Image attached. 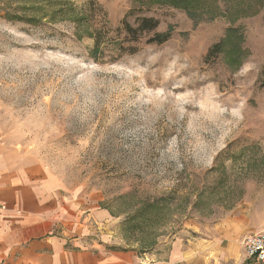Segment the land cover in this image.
<instances>
[{"label": "rangeland", "instance_id": "obj_1", "mask_svg": "<svg viewBox=\"0 0 264 264\" xmlns=\"http://www.w3.org/2000/svg\"><path fill=\"white\" fill-rule=\"evenodd\" d=\"M141 17L169 38L126 33ZM263 70L264 0H206L194 18L153 0H0V144L102 212L88 236L148 264L229 213L264 220Z\"/></svg>", "mask_w": 264, "mask_h": 264}, {"label": "crops", "instance_id": "obj_2", "mask_svg": "<svg viewBox=\"0 0 264 264\" xmlns=\"http://www.w3.org/2000/svg\"><path fill=\"white\" fill-rule=\"evenodd\" d=\"M61 189L56 178L15 161L14 153L0 144V264H147L134 251L110 249L108 235L88 236L93 213L100 219L102 212L82 215L77 200ZM263 227V219L229 213L203 227L196 241L176 240L164 259L151 258L148 264L251 261L242 253L240 240Z\"/></svg>", "mask_w": 264, "mask_h": 264}, {"label": "trees", "instance_id": "obj_3", "mask_svg": "<svg viewBox=\"0 0 264 264\" xmlns=\"http://www.w3.org/2000/svg\"><path fill=\"white\" fill-rule=\"evenodd\" d=\"M153 1L158 2L160 4H170V5H173L175 7L183 8V9L187 10L189 16H191L192 18L195 17L197 10L201 7V5L204 2H206V0H153ZM157 25H158V22L153 17L137 18L136 19V26H131L129 24V22L124 21V27H125L126 33H136V34L140 33L141 34L142 32L153 31L152 36H150L147 39V42L161 44L169 38L170 30L165 31V32H156L155 29H156ZM137 37L138 36L135 35V38H133V39H136ZM116 47L119 50L127 51V53H133L135 51V49L132 48L133 46L116 45ZM96 49H94V52L92 54L93 57H96L95 56V53L97 51ZM221 50H222V43L221 42L216 43L211 48V52H213L214 54L221 52ZM262 85H264V70H263V77H262Z\"/></svg>", "mask_w": 264, "mask_h": 264}, {"label": "built area", "instance_id": "obj_4", "mask_svg": "<svg viewBox=\"0 0 264 264\" xmlns=\"http://www.w3.org/2000/svg\"><path fill=\"white\" fill-rule=\"evenodd\" d=\"M246 258L264 264V227L245 234L240 241Z\"/></svg>", "mask_w": 264, "mask_h": 264}]
</instances>
